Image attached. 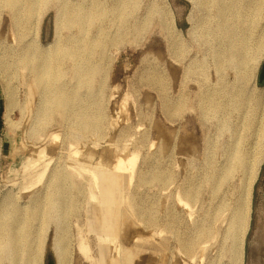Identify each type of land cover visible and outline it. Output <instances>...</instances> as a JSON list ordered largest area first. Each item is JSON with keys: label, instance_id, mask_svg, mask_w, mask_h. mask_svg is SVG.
I'll return each instance as SVG.
<instances>
[{"label": "rangeland", "instance_id": "rangeland-1", "mask_svg": "<svg viewBox=\"0 0 264 264\" xmlns=\"http://www.w3.org/2000/svg\"><path fill=\"white\" fill-rule=\"evenodd\" d=\"M150 1L140 0V8L135 11V15L142 16ZM221 3L229 6L231 0H222ZM162 4L170 11L173 24L180 31V38L187 47L182 64L174 65L167 57L166 43L160 32L161 22L154 15L150 27L142 33L136 46H113L103 53L108 59L97 76V82L91 87L95 91L99 90V94L87 97L86 101H97L102 107L104 125L101 131L87 130L79 134L59 114H53L52 123L42 132L41 138L36 133L40 95L34 92L27 72L21 70L13 58L5 59L3 56L11 44V34L7 27L9 20L5 12L2 13L0 224L11 225L12 221L7 216L15 207L21 213H26L30 207L31 194L42 189L51 173L63 172L70 175L69 195L79 201L78 211L70 218L68 229L76 234L73 226L75 221H79L83 226L85 241L99 264H122L118 254L104 256L97 249L95 232L102 237L106 235L99 227L101 218L98 207L84 199L86 191L91 188L89 175L85 172L82 177L74 176L73 169L83 167L87 172L99 171L111 181L112 169L116 164L112 158L113 151L125 150V155L121 157L124 163L137 155L128 194L136 205L135 210L141 208L144 214V220L136 223L131 233L135 235L134 239L144 238L158 247L157 251H145L138 256L126 254L127 263L227 264L229 256L223 251L222 236L217 234L214 240L210 237L215 231L221 230L224 226L221 224H225L224 220L230 217L229 209L221 212L217 208L222 202H234L237 182L227 180L220 184L212 179L213 174H217L213 170L223 164L224 145L231 142L235 130L240 127L241 135L244 134L246 121H249L247 116L251 123L264 122V90L257 89L264 51L250 62V73L244 76L247 79L240 81L232 66L220 65L215 60V53H221L224 44L219 47L214 35L208 38L206 45L200 43L199 37L188 35L194 22L202 20L206 11H200L196 4L187 0H162ZM136 6L132 2V7ZM206 17L213 22L218 20L213 5ZM247 28L249 31L251 26L247 25L244 29ZM254 34L264 36V12L260 15ZM52 35L53 14L49 11L41 19L39 27L41 44L49 42ZM13 52L16 53L15 50ZM5 63L9 64V68L3 65ZM185 64H191L190 77L182 81ZM173 68H177L175 74L171 71ZM152 71L165 76L167 90L171 92L159 93L162 86L148 77ZM180 90H184V93L180 94ZM210 90L217 101L238 94L245 95L240 90H245L249 95L246 105L227 109V128L220 125L221 115L213 110L207 112L202 109L203 93ZM255 94H260L262 98L256 99ZM176 102L181 103L178 109L173 106ZM168 103L170 105L166 106ZM252 111H256V114H252ZM42 150L43 158L40 159ZM30 161H37V166L29 167ZM40 173H43V177L35 184ZM152 176L157 179H151ZM112 181L115 186L120 185L117 178L113 177ZM107 193H112L111 189ZM178 195L189 206L179 203ZM111 200L113 208L106 205V210L112 216V235L117 236L123 231L121 222L125 220V214L119 210L116 197L111 196ZM250 207L243 264L248 263L250 249L256 244L257 235L261 236V242L254 254L264 264V231L257 228L260 208V217L264 220V161L251 191ZM49 218L41 264H46L47 256L52 257L50 244L58 219L53 215ZM34 224L38 225V222ZM134 242H129L127 251H130Z\"/></svg>", "mask_w": 264, "mask_h": 264}, {"label": "bare ground", "instance_id": "bare-ground-1", "mask_svg": "<svg viewBox=\"0 0 264 264\" xmlns=\"http://www.w3.org/2000/svg\"><path fill=\"white\" fill-rule=\"evenodd\" d=\"M187 1L196 4L200 11H206V15H209V8L213 5L218 16V20L213 22L205 15L202 20L194 22L188 35L199 37L202 45H206L208 38L214 35L219 47L223 44L226 46L221 48V53H215L217 63L232 66L240 81L247 79L244 76L250 73V62L264 51V36L254 34L260 15L264 12V0H231L229 6H224L222 0ZM132 2L134 6L137 5L136 8L132 7ZM140 5V0H0V22L2 13L5 12L11 34V44L8 45L10 50L6 49L3 56L5 59L13 58L21 70L27 72L26 76L33 83L34 92L40 95L37 109L39 124L36 131L39 138L51 125L53 114H59L79 134L87 130L101 131L104 111L97 101H86L87 97L99 94V90L95 91L91 87L97 82V76L108 59L103 53L113 46H136L142 33L150 27L154 15L161 22L160 32L166 43L167 57L174 65L182 64L187 47L180 38V31L173 24L170 11L162 6V0H151L142 16L135 15ZM49 11L53 14V35L43 45L39 38V27L41 19ZM247 25L251 26L249 31V28L244 29ZM3 65L9 68V64ZM184 66L182 81L190 77L191 64ZM176 69L171 70L173 74ZM148 77L162 86L159 93L171 92L167 90V79L162 74L152 71ZM258 87L259 91L264 90V85ZM183 93L184 90H180V94ZM212 93L214 92L211 90L203 93L202 109L207 112L213 110L221 115L220 125L227 128V109L246 105L249 95L245 90H240L246 96L238 94L236 97L217 101ZM254 97L262 98L260 94H255ZM180 104L176 102L173 106L178 109ZM168 105L170 103L166 106ZM251 113L256 114V111ZM247 119L249 121H246L244 134L241 135V128L238 127L231 142L224 145V162L214 168L213 171L217 174L212 176L220 184L227 180L237 182L234 202H222L217 208L221 212L229 209L230 217L224 220L225 224H221L224 225L221 230L215 231L210 237L214 240L217 234L222 236L223 251L229 256L227 264L244 262L243 249L250 222L251 191L264 161V122L251 123L249 116ZM123 155L125 150H115L112 154L116 164L112 169L111 179L115 177L119 180L118 187L99 171L87 172L83 167H77L73 169V175L82 177L85 172L89 175L91 188L86 191L84 199L98 207L101 218L99 227L106 235L102 237L95 232L100 254H118L120 262L128 264L126 254L138 256L145 251H157L158 247L144 238L134 239L135 235L131 233V229L136 228L135 224L144 220V214L141 208L135 210L136 205L128 194L137 155H133L127 163L121 158ZM39 156L40 159L43 158V150ZM37 163L30 161L29 167L37 166ZM46 167L47 165L44 170ZM42 174L36 177L35 184L41 181ZM69 178L70 175L63 172L51 173L42 189L31 194L28 211L21 213L15 207L7 216L12 221L11 225L0 224V264H41L48 233L46 224H49L51 215L58 219L50 244L54 264H99L85 241L83 226L79 221H75L73 226L76 234L68 229L70 218L77 213L79 205L77 198L69 195ZM151 179L155 180L157 177L152 176ZM109 189L112 193H107ZM110 195L116 197L119 210L125 214V220L121 222L123 231L117 236L112 235V216L106 210V205L111 208L114 205ZM177 199L182 205L189 206L181 196L178 195ZM260 212L262 213L261 208L258 210L257 228L264 231V220H261ZM256 237L257 242L250 249L247 264H261L257 254H254L258 250L261 236ZM130 241L135 242L130 251H127Z\"/></svg>", "mask_w": 264, "mask_h": 264}, {"label": "water", "instance_id": "water-1", "mask_svg": "<svg viewBox=\"0 0 264 264\" xmlns=\"http://www.w3.org/2000/svg\"><path fill=\"white\" fill-rule=\"evenodd\" d=\"M263 85H264V63L262 64L257 77V86H263ZM46 264H54V260L51 256L46 257Z\"/></svg>", "mask_w": 264, "mask_h": 264}]
</instances>
